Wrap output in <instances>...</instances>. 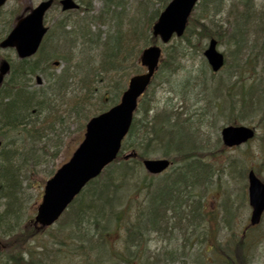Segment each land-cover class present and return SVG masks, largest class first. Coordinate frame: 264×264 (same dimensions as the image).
I'll use <instances>...</instances> for the list:
<instances>
[{"label":"rangeland","instance_id":"1","mask_svg":"<svg viewBox=\"0 0 264 264\" xmlns=\"http://www.w3.org/2000/svg\"><path fill=\"white\" fill-rule=\"evenodd\" d=\"M40 1L42 0H7L0 9V39L12 27L11 25H13L16 16L23 12L25 8H34ZM76 1L79 2V0ZM245 1L249 2L248 5L254 11L249 13L245 19L244 32L249 30L248 36L243 39L238 38L241 45L236 47L232 39H230L229 32L234 30V26L237 27L236 21L240 17L244 18L246 16L248 9L243 5ZM138 2L139 0H126L124 3L121 23L123 33H128V31L140 27L143 23L142 17L135 10ZM102 4V0H92L93 12L97 13L102 8ZM161 6L160 0H151L149 3L150 9L157 11ZM216 6L217 3L209 5L205 13L206 19H203L200 16L203 9V0L200 1L196 6L193 18L201 19L200 21L205 23L211 22L215 33L223 32L221 41L217 43V51L223 54L226 62L225 67L215 75L210 73L207 62H205L203 57V50L208 40L205 39L197 43L195 36H192L190 41L193 45L184 46L183 56L178 60L177 69L171 75H167L163 70H160L156 74L149 91L141 98V102L144 99L151 107L148 118L149 127L156 123L155 117L157 115L162 116L165 114L168 116L170 126L177 123V121L186 120V123L190 126L187 127L188 130L180 127L175 129L174 144L177 147L185 148L189 141L190 144H193L197 138L199 145H204V155L200 157V160L202 163L210 165L211 171H207L205 182L199 185V188L191 196L189 188L186 189L185 194L189 195L188 197L193 199V201L194 199L198 201L200 189L205 188L206 191L201 199V206L203 212H209L207 218L205 221H198V223L201 222V226L197 229V237L193 238L190 244H185L184 247L182 246L184 243L182 235L185 233L183 226L177 232L176 238L178 236L179 238L175 242L167 244V238H163L162 234H153L148 231L144 237L137 241L139 243H136L134 248H128L129 250L125 249L123 245V240L126 237L125 231L116 228L112 229L108 226L109 233L106 235L109 245L108 254L104 250V246L101 245V251L98 252V249H96V251L92 252L87 264H230L227 261L223 243L225 240L231 239L230 237L233 235L238 238L249 218L250 210L245 198L247 193V171H254L255 169L259 177L264 179V0H222V3L218 7ZM116 11L120 12L118 9ZM47 13L45 24L52 26L59 13L55 9ZM259 24L262 26L258 28ZM118 25V22H106L105 25L92 23L90 29L101 34L99 43L87 46L77 42L71 51L70 56L73 57V61L69 68L72 72L68 79V87L63 103L59 106L60 110L64 108L66 103H73L74 97L87 96V93L90 94L89 99L91 102L83 104V111L80 112L82 115L79 118L72 117L66 121L64 119L65 128L60 129L58 125H55L54 131L49 132L48 138H44L33 146L34 150L30 148V145L26 147L29 155L33 152L34 154L32 155L33 163H30L27 169L22 168L20 170L25 173L22 178L20 177V188L16 191L17 206L15 210L18 217L16 221L20 224L32 219L30 217L34 216L35 210L39 205L45 180L50 178L60 166L69 160L72 152L81 142L85 120L94 116L96 111L100 112L102 108L106 109L112 102L116 103L121 92L125 89L127 80L134 74V71L139 69L136 58L135 61H132L130 57L124 61L122 68H118L112 73L103 72L99 67L104 37L108 35L113 37ZM246 39L248 40L246 41ZM54 45H57L56 40L53 38L48 39L46 48H44L45 52L47 53ZM135 46L133 54L136 55L138 47L137 44ZM143 47H140V49ZM61 51L56 52L59 53ZM256 53L260 54V56L258 57L257 65L253 66L250 54ZM0 59L12 61L13 67L18 64L15 53L10 50H0ZM33 59V62H37L38 59L44 60L42 52ZM248 60L249 64L247 63ZM65 66V63L61 62L57 70L48 68V72L59 75ZM41 67L43 68V64ZM124 69L125 71H123ZM36 76L41 77L40 72L32 76L30 80H27L29 88L35 89L34 78ZM93 78L94 81L92 82ZM42 81L46 85L44 77ZM84 81L87 82L86 84L90 83V85L92 82L94 91L91 88V92L89 90L90 87L86 88L83 85ZM115 84L122 90H116L115 92ZM217 87L218 91L214 93ZM250 88L256 90L250 94L251 91H248ZM246 93L249 94L248 97ZM255 94L259 95L258 99H256ZM221 103L223 104L222 108L220 106ZM257 103H261V107H258ZM138 110L139 115L136 117L140 119L143 111L142 107L139 106ZM229 124L253 127L255 136L252 142L230 150L223 147L220 140V131L222 127ZM188 133H190V138ZM152 136L148 135L142 141L143 148L148 158L158 159L162 156L164 141L167 138H164L163 143H159ZM12 139L8 137L4 143L6 142L9 148L14 147L19 151L21 146L18 143L20 141L11 142ZM41 146L47 147L49 156H43L39 152ZM53 153L55 155L51 156ZM25 155L23 152L19 158L15 156L17 160V163H14L15 166L18 165L19 161H22L21 159ZM130 167L132 169L129 172L130 178L128 177L120 186H118L119 181H115L113 185L117 188L114 186L109 188L110 191L107 197H111L113 201H110L108 205L114 206L116 210L122 204H125L124 202L126 201L128 203L136 200V208L140 204H144V200L149 199L151 193L153 194L152 190L154 191V188L157 187L156 185L160 184L161 179L165 177H149L141 166L132 162ZM179 167V165H176L172 170H178ZM193 168L194 171L197 170L196 165ZM119 170L118 166L113 168L116 176L122 174L121 170ZM166 174H171L170 169ZM186 175L188 179H191V175L188 173ZM182 176L185 177L184 174ZM85 194L87 197L88 190L83 193V195ZM188 201L190 203L193 202L191 200ZM7 202L9 201L0 200L1 214L5 211L6 205L4 204ZM78 203V200H76L73 206L77 208ZM127 207L131 210L135 209L133 204ZM229 208L233 209L232 213ZM222 209L226 217L231 213L229 218L225 219L222 217ZM211 214V224H209L208 218ZM169 215L167 214V216ZM65 220L66 218L60 219L54 227L46 231L41 236L42 238H37L36 241H28L25 246H12L11 250L14 251L12 254L16 257L21 256L23 260L28 261L27 250H32L35 251L34 255L36 257L34 258L46 255L48 256L47 259H53L52 256L57 247L49 236L50 234H55L58 229L63 230ZM184 223L186 221H183ZM228 224L233 231L227 229ZM16 226V223L10 219V222L3 227L4 231L8 232L16 228ZM215 228L219 230V233L218 231H212ZM12 231L15 230L13 229ZM92 231L94 232V230ZM101 231L102 229L98 232ZM211 232L215 236L219 235L215 241L220 243L217 245L221 246L219 249L212 250V252L207 251L211 246V241L209 240ZM5 236L0 230L1 261H4V255L8 251L2 242L3 239L4 241L7 240ZM185 236L188 237L187 234ZM18 240H20L19 236L16 237L15 241ZM247 240L249 257H246V264H264V217L261 223L248 233ZM233 241L231 239V243ZM11 244L12 242L8 245ZM68 247L71 250L75 248L73 243ZM165 248H169L168 250L172 251L167 253L168 250H165ZM44 251L45 255L40 253ZM63 251H65L64 248ZM101 252H103L102 255ZM197 252L202 253L200 255ZM135 254L137 260L133 262L132 255ZM54 264L84 263L82 258L68 256V258L63 257V259L55 261Z\"/></svg>","mask_w":264,"mask_h":264},{"label":"trees","instance_id":"2","mask_svg":"<svg viewBox=\"0 0 264 264\" xmlns=\"http://www.w3.org/2000/svg\"><path fill=\"white\" fill-rule=\"evenodd\" d=\"M81 1L85 5L83 12H85L86 16H63L57 19L55 22L57 25L54 26L51 33L48 34V39L54 38L57 41L58 48L56 51H62L58 53L55 51L54 47L52 51L49 50L46 53L44 48H46L47 42L42 45L40 54L42 52L44 66L40 70L42 73H45V75L49 67L48 62L52 59L63 60L67 64L72 62L70 54L75 43L79 42L87 46L93 43H99L101 34L90 31L89 25L92 21L91 19L95 20L96 23L100 25H105L106 22L113 23V21L119 24L113 37L110 35L104 37L105 40L102 44L103 53L100 61L101 70L103 72L112 73L116 69L122 68L126 60V55L132 56L131 58L134 60L133 56H135V54H133V51L134 48H136V46L134 47L135 44H137V52H139L140 47L146 46L148 43H157L156 40L149 35L148 31L150 25L155 21L159 13V10L150 9L148 3H150L151 0H141L138 2L135 10L136 13H140L141 16L143 10L144 24L140 28L131 29L128 33L122 32L121 17L119 12L115 10V8L119 7L118 5L122 0H103L102 9L97 16L91 19L88 18L89 11L92 7L91 0ZM213 3H217L216 7L219 6L217 0H205L203 2V9L200 15L201 18L206 19L205 13L208 10V6ZM248 3L247 1L243 3L246 9H248L246 16H244V18L240 17V19L236 21L237 27L234 26V30L229 32L230 39H232L236 47L241 45L239 44L238 38L243 39L247 37L249 33V30L244 32L245 19L254 9L250 7ZM69 23L72 24V30L67 32L65 31V27L68 26ZM190 25L191 26L187 28L186 34L179 39L177 43L171 44L164 50L165 59L161 62V70L167 74H171L177 69L178 60L183 56L184 46L193 45L190 41L192 36H195V41H197V43L214 37L218 39L219 42L221 41L220 39L223 36V32L215 33L211 22L205 23L194 18L191 20ZM260 26L262 25L259 24L258 28ZM124 40L126 41L124 42ZM247 40L248 39H246V41ZM109 50L112 52L108 53ZM259 56L260 54L258 53L250 54V60H252L251 63L253 66L257 65ZM247 63L249 64V60ZM21 64L22 65L19 66L18 69L16 67L11 68V76L6 83L5 95L0 97V139L7 140L8 137H10L14 140H22L23 144L21 147L23 148L22 150H8L3 146L0 152V157L2 158H0V200L4 199L9 201L4 204L6 205L5 211L2 214L0 213V228L3 235H7L5 236L7 240H3V243L8 250L4 255V261H1L2 258H0V264H54L55 261L61 260L63 257L68 258V256L82 258V262L87 264L90 259L89 254L96 251V248L101 247L102 244H107L105 235L109 232L108 226L112 229L123 228V231L126 233L123 245L127 250H129L128 248L130 247L134 248L136 243H139L137 241L144 237L148 231L150 232V230L162 234L163 238L170 236L169 239H172L175 233L181 230L180 227L182 226L185 231L183 235H188V237L185 236V238H183L185 243H183L182 246L184 247L185 244H190L191 239L195 237L198 232L197 229L201 226V222L198 223V220L204 221L207 216L202 214L199 217L200 212L203 210L201 202H199L198 207H194L189 201H184L185 197L182 196L179 179L173 181L172 186L165 185L160 190L154 192L148 200H144V204H140L137 208L135 207L133 213L131 209L127 207L131 205L130 202L127 203V201L124 202L125 204H122L118 210H116L114 206L108 205L110 201H113L111 197H107L110 191L109 188L112 186L116 187L113 185L115 181H119L118 186L122 185L126 179H128L130 175L129 172L132 170V166L130 167L132 160L124 161L120 155L112 165H109L103 175L87 184L85 190H88V195L87 197L86 194L85 196L81 195V198L78 199L79 203L77 208L71 206L68 211H66V220L63 224V230L58 229L55 231V234H50V240H53L57 247L52 256L53 259H47L48 256L45 255V251L40 252L45 255L44 257L34 258L36 257L34 255L35 251L27 250L28 261L23 260L21 256L16 257L12 254L14 252L11 250L12 246H25L28 241H36L37 238H42L41 232H37L28 222H22L20 224L16 221L18 219L15 210L17 206L16 191L20 188V177L22 178L25 174L20 170L22 168L27 169V166L33 163L32 155L34 152L29 155V152L26 151V147L30 145V148L34 150L33 146L44 138H48L49 132L51 133L54 131L55 125H58L60 129L65 128L64 122L72 117L79 118L82 115L80 112L83 111V104H89L91 102L89 99L90 94H87L89 97L86 95L81 97L78 96L73 99V103H66L64 108L60 110L59 106L63 101L60 104L55 102V92L56 90L60 91L63 86V83L60 85V82H63V78L68 77V75L62 74L59 80H57V83L47 86V89H49L47 91H41L40 93L29 91V89L26 88L27 84L24 80L27 76L35 74V71L27 66L28 61L21 62ZM93 81L94 78L92 82ZM92 82L91 85L90 83L85 84V86L88 85V87H90L89 90H91V88L93 89ZM141 104L140 106H142L143 110L142 115L140 119H133L129 135L126 141L123 142L120 154H122L123 151L133 150L137 155L136 159L138 161L142 160V158L147 156L142 141L148 135H153L152 137H155L154 139L158 140L159 143H163L165 140L164 138H167V140L164 141L161 154L162 157H167L173 162H185L192 157H201L204 155L202 152L204 145H199L197 138L194 140L193 144H190L189 141L185 148L177 147L174 144L175 129L180 127L184 130H188L187 127L190 125L186 123V120L177 121V123H174V125L171 124L172 126H170L169 117L163 114L162 116L160 115L159 118L156 117V123L149 127V122L147 120L148 113L151 109H149V104L144 100ZM44 112L45 115L41 119L40 115ZM80 130H82V128H80ZM188 136L190 138V133H188ZM46 149L47 147L45 146L39 148L43 155L48 153ZM23 152L26 154L25 157L15 166L14 163H17L15 156L19 158ZM112 166H118L122 174L116 176L115 172L111 170L113 168ZM167 214L170 215L167 216ZM10 219L17 225L16 228H13L15 231H12L13 229L8 232L4 231L3 226L9 223ZM183 221H187V223L183 224ZM100 229H102V231L98 232ZM92 230H94V232ZM210 235L211 237L209 240L212 242L213 233L211 232ZM18 236L20 240L15 241ZM58 238H60V240H58ZM233 240L234 243L229 244L231 247H226L228 251L227 261L230 262V264H241L243 240H241V238H234ZM11 242L12 244L8 245ZM72 243L75 248L73 250L68 249V246ZM213 246L214 244L210 246V251L215 249V246ZM106 247L105 249L109 251V245H106ZM63 248L65 251H63ZM132 259V261L135 262L136 256L132 255Z\"/></svg>","mask_w":264,"mask_h":264},{"label":"water","instance_id":"3","mask_svg":"<svg viewBox=\"0 0 264 264\" xmlns=\"http://www.w3.org/2000/svg\"><path fill=\"white\" fill-rule=\"evenodd\" d=\"M5 1L0 0V8ZM196 1L172 0L153 26V35L160 37L164 43H168L174 33L177 37H181ZM60 4L63 11L77 8L72 0H61ZM51 5V0L42 2L24 18L19 19L13 30L0 43V48H15L17 56L21 59L33 55L46 33L42 20L44 13ZM215 47L216 41L212 40L204 52L213 72L219 70L224 64L222 54L216 51ZM141 54L140 64L147 68V72L129 80L127 90L122 94L117 106L87 122L84 140L74 151L71 159L60 167L51 179L47 180L34 225L38 224L44 228L54 223L87 182L97 177L104 166L117 157L120 142L127 134L132 122L137 98L147 88L161 55L160 48L156 46L148 47ZM8 69V63L3 61L0 65V84ZM36 81L41 82L39 78ZM252 136L253 131L243 126H229L221 132L223 143L227 147L241 145ZM142 164L150 174L160 173L169 166V162L165 159L144 160ZM248 183L249 206L252 208L250 223L256 225L264 211V184L253 172L248 174Z\"/></svg>","mask_w":264,"mask_h":264},{"label":"bare ground","instance_id":"4","mask_svg":"<svg viewBox=\"0 0 264 264\" xmlns=\"http://www.w3.org/2000/svg\"><path fill=\"white\" fill-rule=\"evenodd\" d=\"M0 107H1V104H0Z\"/></svg>","mask_w":264,"mask_h":264}]
</instances>
